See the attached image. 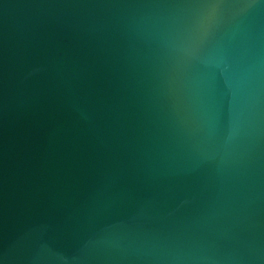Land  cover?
Here are the masks:
<instances>
[{
    "label": "water",
    "instance_id": "95a60500",
    "mask_svg": "<svg viewBox=\"0 0 264 264\" xmlns=\"http://www.w3.org/2000/svg\"><path fill=\"white\" fill-rule=\"evenodd\" d=\"M0 264H264V0H0Z\"/></svg>",
    "mask_w": 264,
    "mask_h": 264
}]
</instances>
